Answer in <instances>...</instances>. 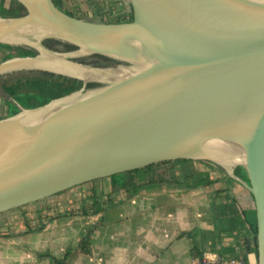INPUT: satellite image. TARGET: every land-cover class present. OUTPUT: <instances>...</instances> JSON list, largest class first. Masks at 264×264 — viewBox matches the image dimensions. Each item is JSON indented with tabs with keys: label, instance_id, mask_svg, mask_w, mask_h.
I'll use <instances>...</instances> for the list:
<instances>
[{
	"label": "water",
	"instance_id": "obj_1",
	"mask_svg": "<svg viewBox=\"0 0 264 264\" xmlns=\"http://www.w3.org/2000/svg\"><path fill=\"white\" fill-rule=\"evenodd\" d=\"M18 1L27 12L0 17V42L39 52L0 62V75L41 69L84 86L0 119V215L162 161L241 165L256 205L258 264H264V1L128 0L131 22L71 16L53 0ZM49 38L76 48L52 50L44 45ZM91 55L123 63L76 62ZM49 58L134 72L93 80L106 85L88 90L91 80L39 64Z\"/></svg>",
	"mask_w": 264,
	"mask_h": 264
},
{
	"label": "crops",
	"instance_id": "obj_2",
	"mask_svg": "<svg viewBox=\"0 0 264 264\" xmlns=\"http://www.w3.org/2000/svg\"><path fill=\"white\" fill-rule=\"evenodd\" d=\"M10 3L0 0V10ZM193 168L197 174L185 178L177 166L176 182L137 193L102 178L1 214L0 264H54L68 251L66 264H191L200 257L258 264L245 244L257 220L246 169L202 160Z\"/></svg>",
	"mask_w": 264,
	"mask_h": 264
},
{
	"label": "trees",
	"instance_id": "obj_3",
	"mask_svg": "<svg viewBox=\"0 0 264 264\" xmlns=\"http://www.w3.org/2000/svg\"><path fill=\"white\" fill-rule=\"evenodd\" d=\"M54 4L61 10H64L67 14L71 16H76L72 11L68 10L65 6L64 0H53ZM125 10L124 12H126ZM27 12L25 6L18 0H11L9 7H1L0 17H20ZM128 18L124 19L123 14H121L116 19H111L108 22H131L134 19V13L131 8V12L128 13ZM78 17V16H76ZM82 18V17H79ZM59 45L63 46L66 50H72L76 47L69 43H63ZM0 48L8 51L6 55L2 58V61L8 60L16 56H34L37 54V51L33 48L18 47L8 43L0 42ZM15 49L18 50V53L15 52ZM95 56V55H93ZM93 56L87 57L92 58ZM103 60L99 62L100 65H118L122 64V61L115 60L106 56L98 55ZM85 61V60H82ZM95 65L98 66L96 63ZM92 83L88 86H94ZM101 85L100 86H105ZM84 86V83L81 80L76 78L62 76L53 73H42L39 75H25L16 78L12 82H5L2 86V89L7 92L15 102L19 103L25 108L34 109L38 107L45 106L49 104L52 100L67 96L75 91L80 90ZM12 112L6 116H1L0 119L6 118L11 115L19 113L20 108L16 104L11 103ZM195 159L183 158L176 160L162 161L148 165L146 167L135 169L132 171L120 173L108 177L111 180L112 187L114 189H130L132 193H137L139 190L152 186V185H162L171 182H176L177 179L175 176H172L171 173L176 170L177 166H182L183 176L185 178L193 176L196 173L194 167ZM206 161V160H202ZM97 181V180H94ZM92 181V182H94ZM205 183V182H204ZM203 184V183H201ZM99 197H95L94 207L92 211H96L97 203H99ZM256 207V206H255ZM256 211V209H255ZM252 228V236H248L245 239V244L248 251H255L258 255V241H257V220L250 222ZM95 227L90 228L88 233L82 239L81 248L84 252L90 251L91 246V237L94 232ZM71 251H68L63 258L56 259L54 264H66L67 258Z\"/></svg>",
	"mask_w": 264,
	"mask_h": 264
},
{
	"label": "rangeland",
	"instance_id": "obj_4",
	"mask_svg": "<svg viewBox=\"0 0 264 264\" xmlns=\"http://www.w3.org/2000/svg\"><path fill=\"white\" fill-rule=\"evenodd\" d=\"M64 1H65V6L68 10L72 11L76 16L82 17L88 20L108 22L111 19L118 18L121 14H123L124 19H127L129 17L128 13L131 12V5L128 0H64ZM125 10L127 11L124 12ZM53 46H55V43L53 44ZM53 48L54 47H51L52 50H54ZM59 48H64V47L60 45ZM15 52L18 53V50L15 49ZM5 53L6 51L0 48V62H2V58L4 57L3 55ZM82 60L86 61V60H89V58L83 57V58L76 60V62H80ZM108 70H113V69H108ZM42 73H47V72L41 69H34V70L23 69V70L13 71V72L0 75V117L4 115L7 116L10 112H12V106H10L11 102L13 104H16V102H14V100H12L11 97L9 98L8 95L3 91L2 82L10 83L16 78L21 77V76H25L28 74L29 75H39ZM81 79H84V78H81ZM88 80H91V81L86 82L87 83L86 87L88 90H90L92 87H90L89 89L88 85L94 83V81L92 79H88ZM96 81L97 80H95V82ZM98 81H101V80H98ZM9 106H10V109H9Z\"/></svg>",
	"mask_w": 264,
	"mask_h": 264
},
{
	"label": "bare ground",
	"instance_id": "obj_5",
	"mask_svg": "<svg viewBox=\"0 0 264 264\" xmlns=\"http://www.w3.org/2000/svg\"><path fill=\"white\" fill-rule=\"evenodd\" d=\"M264 1V0H260ZM136 59V55H134ZM101 59V58H100ZM104 59V58H103ZM139 60V59H136ZM102 61V60H100ZM95 62V60H94ZM45 64L49 68L60 69L63 73L70 74L73 76H78L84 79H92V80H120L125 76H128L134 72L133 68H118L113 70H103V69H93L89 67H83L76 64H69L67 62H59L58 60L49 58L44 61L39 62V64ZM105 64H103L104 66ZM220 149L224 152L226 151L228 155H233L234 158L242 159L243 155L236 151L234 147L226 146L224 144H220Z\"/></svg>",
	"mask_w": 264,
	"mask_h": 264
},
{
	"label": "flooded vegetation",
	"instance_id": "obj_6",
	"mask_svg": "<svg viewBox=\"0 0 264 264\" xmlns=\"http://www.w3.org/2000/svg\"><path fill=\"white\" fill-rule=\"evenodd\" d=\"M55 43V46H53V44ZM59 43L60 44H63V43H65V42H62V41H59V40H56V39H52V38H49V39H47V40H45V42H44V45L46 46V47H48V48H50L51 49V47H54L53 49L54 50H57V51H71V50H66V49H64V48H59ZM34 49V48H33ZM34 50H36V49H34ZM73 50V49H72ZM37 51V53L39 52L38 50H36ZM91 56H93V55H91ZM88 57H90V56H88ZM87 58V57H86ZM101 57H99L98 55H95V56H93L92 57V59L91 58H89V60H86V61H80L81 63H83V64H85V65H92V66H94V67H99V68H108V67H113V66H115V64L114 65H112V64H108V65H100L99 64V62H100V60H103L102 58L100 59ZM78 60V59H77ZM92 60V61H91ZM94 60H95V62H94ZM98 64V66L97 65H95V64ZM59 75V74H58ZM66 76V75H65ZM5 82H2V86H3V84H4ZM94 86H89V89H90V87H92L90 90H92V89H94V88H96V87H99L100 86V84H93ZM4 91V90H3ZM7 94V93H6ZM8 95V94H7ZM8 97L10 98L11 96L10 95H8ZM12 98V97H11ZM12 100H13V98H12ZM15 102V101H14ZM16 105H18V106H22V105H20L19 103H17L16 102ZM9 109H10V106H9Z\"/></svg>",
	"mask_w": 264,
	"mask_h": 264
},
{
	"label": "built area",
	"instance_id": "obj_7",
	"mask_svg": "<svg viewBox=\"0 0 264 264\" xmlns=\"http://www.w3.org/2000/svg\"><path fill=\"white\" fill-rule=\"evenodd\" d=\"M191 264H248L244 259L218 257L211 259L208 257H200L194 259Z\"/></svg>",
	"mask_w": 264,
	"mask_h": 264
}]
</instances>
